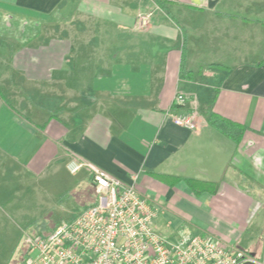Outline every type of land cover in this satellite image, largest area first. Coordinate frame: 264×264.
Instances as JSON below:
<instances>
[{
    "label": "crops",
    "instance_id": "obj_1",
    "mask_svg": "<svg viewBox=\"0 0 264 264\" xmlns=\"http://www.w3.org/2000/svg\"><path fill=\"white\" fill-rule=\"evenodd\" d=\"M160 1L0 0V95L20 113L0 96V212L77 157L146 195L161 232L166 219L169 234L264 240V0ZM177 92L197 129L166 114ZM211 113L241 123V140ZM73 175L92 203L88 170Z\"/></svg>",
    "mask_w": 264,
    "mask_h": 264
},
{
    "label": "built area",
    "instance_id": "obj_2",
    "mask_svg": "<svg viewBox=\"0 0 264 264\" xmlns=\"http://www.w3.org/2000/svg\"><path fill=\"white\" fill-rule=\"evenodd\" d=\"M151 14L139 13L137 25L145 27ZM186 99L177 92L166 114L175 125L194 130L199 110L196 104L183 108ZM66 168L71 174L88 170L95 199L74 218L34 239L31 251L36 255L29 264H264L248 248L207 231L166 236L154 226L157 207L133 184L77 157Z\"/></svg>",
    "mask_w": 264,
    "mask_h": 264
},
{
    "label": "rangeland",
    "instance_id": "obj_3",
    "mask_svg": "<svg viewBox=\"0 0 264 264\" xmlns=\"http://www.w3.org/2000/svg\"><path fill=\"white\" fill-rule=\"evenodd\" d=\"M77 182L73 174L63 171L57 181L33 182L32 188L27 189L23 196L12 199L14 206L10 207V213L0 212V264H29L36 255L31 251L34 239L50 231L57 223L74 218L82 207L91 204L88 195L80 193L78 196ZM169 218L174 219L172 224L178 222L171 215ZM165 220L162 225L166 228L162 233L168 236L171 227L168 224L167 228ZM176 224L177 235L183 230L195 231L189 224ZM240 243L241 247L254 252L257 258L264 259V240L247 237Z\"/></svg>",
    "mask_w": 264,
    "mask_h": 264
},
{
    "label": "trees",
    "instance_id": "obj_4",
    "mask_svg": "<svg viewBox=\"0 0 264 264\" xmlns=\"http://www.w3.org/2000/svg\"><path fill=\"white\" fill-rule=\"evenodd\" d=\"M156 1L158 2V4H160L162 6V2L160 0H156ZM262 62H264V60L259 62V64L262 63ZM0 96L10 108H12L14 111L19 113L2 96V94ZM207 120L209 121V123L213 127H215L221 133H223L224 135H226L227 137L232 139L235 143H238L241 140V138L243 136V133L245 131V127L241 123H238L236 121L230 120V119L225 118L223 116H220V115H218L216 113L209 114L207 116ZM167 177H170V178L172 177L173 180H179L180 179L179 176H167ZM183 180L186 182L188 187L197 195L201 194L204 191L215 192L217 190V183L216 182L206 181V180H199V179L190 178V177H184ZM88 196H89V193H88ZM94 196H95V191H94L93 197Z\"/></svg>",
    "mask_w": 264,
    "mask_h": 264
}]
</instances>
